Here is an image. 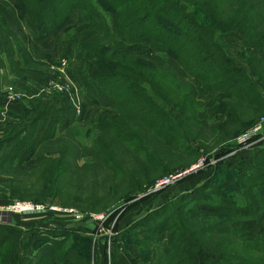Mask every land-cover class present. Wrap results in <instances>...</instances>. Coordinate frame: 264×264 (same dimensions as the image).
Returning a JSON list of instances; mask_svg holds the SVG:
<instances>
[{
	"label": "trees",
	"instance_id": "obj_1",
	"mask_svg": "<svg viewBox=\"0 0 264 264\" xmlns=\"http://www.w3.org/2000/svg\"><path fill=\"white\" fill-rule=\"evenodd\" d=\"M77 14L81 24L97 28L79 48L83 66L76 79L84 96L111 110L113 116L86 128L91 131L89 149L72 130L79 128L69 124L68 138L60 141L70 143L65 144L67 159L59 158L49 169L57 184L63 176L83 171L82 177L89 176L94 183L91 188H97L102 196L87 198V208L82 209L64 197L67 191L62 185L68 181L63 180L61 187L52 178L47 182L49 194L61 198L65 207L81 209L84 221L90 213L107 212L120 203L129 204L127 209L133 207L139 196L147 195L163 179L183 174L203 153L235 151L234 143L264 116L263 94L221 43V35L237 32L249 48L264 52V0H15L18 25L25 27L26 20L32 19L40 27L39 36L61 31ZM3 21L0 17V30L5 28L9 37L5 39L7 48L0 49V60L4 52L13 65L12 40L17 45V38ZM144 40L153 43L156 60L174 61L185 79H178L171 66L130 53ZM86 52L93 57L94 73L84 59ZM260 64L257 80L264 88V57ZM188 79L211 95L229 96L218 105L221 117H216L210 137L214 148H206L210 141L200 133L204 103ZM2 95L0 73V100ZM25 112L31 115V105ZM66 120L70 117L64 111L59 122ZM82 120L75 117L72 121ZM201 138L206 145L197 147ZM86 150L93 162L80 165ZM246 150L238 147L236 154ZM262 154L264 144L256 154L240 158L237 171L229 173L226 184L218 189L207 182L139 218L131 228L114 236L117 245L123 247L122 239L128 240L132 230L143 228L142 237L129 241V246L148 257L142 264H264V160L258 161ZM45 162L42 158L38 165ZM220 162L222 159L217 165ZM10 193L13 199L21 200L15 191ZM70 224L56 239H46L49 251L36 264H90L77 255L76 246L66 244L72 237L71 242H85V248L91 249L88 243L94 237L73 233L67 229ZM93 224L88 228L94 229ZM163 234L168 236L165 247L157 243ZM24 236V230L8 220L0 223V264H24ZM154 251L155 262L151 260Z\"/></svg>",
	"mask_w": 264,
	"mask_h": 264
},
{
	"label": "rangeland",
	"instance_id": "obj_2",
	"mask_svg": "<svg viewBox=\"0 0 264 264\" xmlns=\"http://www.w3.org/2000/svg\"><path fill=\"white\" fill-rule=\"evenodd\" d=\"M77 16L79 15L77 14ZM0 17L3 18L4 16L1 14ZM3 24L9 26V29L14 37L15 34L17 38L20 37L19 34L15 32V30L19 32L22 30V27H20L17 22L9 24L4 19ZM70 27L69 34L72 44L67 47H61V51L58 55H56L57 57H53L51 59L49 58L50 60L46 61L49 63L44 66L49 68L48 71L45 73H40L39 70L35 68H23L20 69L21 71L19 72H12V75L16 74L18 76H12L13 78L10 80V84L6 83L3 86L4 94L2 93V97L4 98L5 102L9 104H15L28 101V104L31 105V115L26 116V112H24L23 118H16L15 114H12L11 116L8 110L10 109L9 106L12 105H9L6 108L0 107V197L7 196L11 201L16 200V202H32L39 205H45L48 207V209L42 213L49 212L42 216H37L42 214L38 213L37 215L35 214L37 217L31 218V222H34L31 223V226L36 225L37 227L38 225L43 224L46 227L38 228L35 231V227H32L31 230L24 231V241L26 243L22 257L24 264L29 261H31V264H36L42 258L44 253L49 251L48 249L50 248V241H47L46 239H56L61 235V231L64 229L66 224L73 222L70 219L72 216H70L69 212H66L65 210H73L79 212L80 214L82 213L80 212L81 209L78 210V208L74 209L72 207H65L66 205L60 202V200H62L61 198H57L55 194H49L51 191L47 182L49 178H52L53 183L58 187H61L63 180L68 181L69 183L65 182V184L62 185L63 190L67 191L64 192V197H66L71 204H77L78 206L82 207V209L87 208V198L89 199L93 195L98 197L102 196L96 186L95 188L97 191L91 188V184L94 183L89 176H87V178L82 177L83 171H78L77 175L74 176H63V180L61 179L57 184L55 182L56 176L49 169V166L59 158L67 159L65 151L67 146H65V144L69 142L60 143V141L64 138H68L65 134L68 132V129H70L68 126L69 124H71L70 126L79 128L76 129L72 127V130L77 131L75 132L77 135L79 134L78 137L81 138L79 140L80 144H87L85 147L89 149L90 145L92 144L90 138L91 131L90 129L86 128L89 125L106 121L110 116H113L111 110L99 106L98 103L95 104V101L91 97L84 96L86 94H84L83 89L80 87V81L79 79H76V73H78L83 66V63L80 59L82 52L79 48L84 44L85 41L88 40L91 35H94V30L97 28V26L86 24L79 26L75 23V25ZM69 28H67V30ZM1 30L0 49L5 50L7 48L5 46V39H7L9 35L6 33L5 28H1ZM67 30L64 31L67 32ZM20 35L23 34L21 33ZM221 36V43L223 44V47L225 48L228 55L232 57L239 66L246 69L247 73H249L251 78L257 84L258 90L263 94L264 98V88L257 80V66L261 68L260 60L262 57H264V52L249 48L242 41L240 35L237 32ZM21 42L19 41V47L21 46V48L18 50V52H20L19 55L25 63H31V61L35 60H38L37 62L41 63L42 59L46 57L43 52H39L33 46L31 47V44L27 40H22ZM12 43L13 49H15V47H17L15 40H12ZM74 45H76V47H74ZM152 47L153 43L150 40H144L142 44L137 47V50H133L132 52L130 51V53L140 56V58H151L154 62L162 63L169 68L171 66L172 71L175 73L174 75L178 77V79H185L182 71L180 72L173 69L178 66L174 61H169L165 58L163 61L156 60L155 57L157 56H153ZM1 59L3 60H0L3 64V67L0 73L1 79L3 80V69L6 66L8 67V60L6 61L7 54L5 53L2 55ZM84 59L88 62V68H91V73H94V67L91 66L93 57L88 52H86ZM9 73H11V71H9ZM188 80H191L195 84L197 88V95L204 103V110L206 108V114L203 117V122L200 123L203 127L200 133L203 135L202 137H205L207 141L209 140L210 142H208L206 145L207 141H203L201 138L199 142H196V145L197 147L199 144L206 145V148L208 149L211 147L214 148L216 145H213V139L210 138L212 135L211 129H213V124L216 121V117L220 116L218 105L220 102H223L226 99H224V97L221 95L210 96L211 94L208 95V92L201 84H196L192 79ZM75 88H79L82 96L81 100L83 98L85 103V109L83 110V120L77 123L72 121L76 115L74 113V108L81 100L79 99L78 91ZM73 91L75 95L72 93ZM75 96L76 99L73 101ZM38 107H40L39 110L37 109ZM64 111H67L70 120H66L61 124L60 122L63 119ZM250 115L251 113L249 112L248 117ZM260 119L261 120L257 121L254 128L244 133H249L251 130H258V132L260 131L259 134H261V138H258L257 141L248 143L246 147H240L241 144L240 140L238 139V141L234 143L237 149L235 151L231 149L227 154H224V151H221L219 147L218 148L220 150L215 154H208L207 156L203 153L204 156L197 158L196 164L194 162V165H192L190 169L183 172V174L182 172H179L177 173V176H169L165 178L170 179V177H180L179 180L175 182V184L169 188L162 189L160 185L161 182H159L155 188L150 190L146 195V200H144V202L137 203L135 208H133V210H131V212L128 214V224L120 223L121 219L129 212L128 210L132 208L131 207L127 209L129 205H127V203L117 204L107 212H99L98 214L90 213L88 219H94V229L91 227L79 229L74 230L73 233L79 234L82 237L93 236V242L88 243L91 249L85 248V242H71L72 237L68 239L69 242L66 244V246H76L77 252L80 253L76 254L78 256H82L87 262L89 260L90 264H115V253H117L118 248V245L114 240L115 235H118L120 232H125L128 228H131L135 221L149 212L172 202L180 196L192 192L194 189L201 187L207 182L212 184V189H218V187L225 185L226 177H228L230 174L232 175L234 171L236 172L238 167L241 165L243 159L240 162V158H245L252 155L250 153L246 155L236 154L238 147L247 149L246 151L256 154V151L261 149L262 145L264 144V116H262ZM192 146L195 147V143H193ZM217 149L213 150L212 153L217 151ZM83 156L84 158L80 162V165L93 162L92 158H90V153L87 150ZM42 158L46 159L45 164L38 165ZM221 159L222 162L217 165V161ZM10 160H15L17 164H15V161L10 163ZM263 160L264 154L260 156L258 161L262 162ZM201 161L205 162L204 167L198 170V164ZM193 169H196L197 171L195 170L193 172ZM217 171H219V174L216 180L213 181L212 177ZM184 174L185 178L182 179ZM196 178L201 181L197 187L192 186ZM14 191L18 193V196L21 198V200L13 199L10 196V192ZM55 206L59 207L61 212L50 209ZM122 214L124 216L120 218ZM42 230L47 234H44ZM144 233L145 232L143 228L134 229L129 234V239L123 240L121 238L122 241L120 243H122V246L125 249L133 247L129 246V241H134L138 235H141L140 237H142ZM108 235L112 236L110 237ZM89 250H92L90 257ZM153 253L151 255V260L154 259ZM147 259L148 257L144 256L142 262H146Z\"/></svg>",
	"mask_w": 264,
	"mask_h": 264
},
{
	"label": "crops",
	"instance_id": "obj_3",
	"mask_svg": "<svg viewBox=\"0 0 264 264\" xmlns=\"http://www.w3.org/2000/svg\"><path fill=\"white\" fill-rule=\"evenodd\" d=\"M14 12H15V0H0V14H2L4 16L3 18L9 24H12V23L16 22V20L14 18ZM75 23L77 25H79V26L83 25V24L81 25V17L80 16L75 15L74 17H72V19L68 22V24L65 26V28H63V30H61V31L48 32L44 36H39L40 27L37 26L33 22L32 19L28 18L26 20V25H25V27H22L21 32L15 30V32L18 33L19 36H20V37H18L19 40L16 37V34H15L14 30H13V32L15 34V37L17 38V43L18 44H17V47H15L14 53H13V62H14V64L11 65V63H9L7 61V59H6L8 67L6 66L3 69L4 78L2 80V93L4 94L3 86L6 83L10 84V80H12V78H13L12 76L16 75V74L12 75V72H19V71H21L20 69H23V68L24 69L35 68V69L39 70L40 73H45L46 71H48L49 68L44 66V65H47L49 63V62H46V61L50 60L53 57H57L56 55H58L59 52L61 51L60 50L61 47H63V46L67 47V46L71 45L69 31H70V28H71L70 26L75 25ZM67 28H69V29L67 30ZM64 30H67V32L64 31ZM21 33L23 35H20ZM22 40L23 41L27 40L31 44L30 45L31 47L33 46L39 52H43L45 54L46 57L44 59H42L41 63H38L37 62L38 60L31 61V63L30 62H26L25 63L21 59V56L19 55L20 52H18V50H20V48H21V46L19 47V41L21 42ZM4 54L5 53L3 52L2 55H4ZM173 69L176 70V71H180V72L182 71L181 68H179V66H177V67H175ZM9 71H11V73H9ZM16 76H18V75H16ZM183 76H185V75L183 74ZM196 84H198V83H196ZM208 95H210V94L208 93ZM219 95L220 94H218V96ZM210 96H213V94L210 95ZM221 96H223L224 99L229 98V96H227V95H221ZM17 104H21V105H17ZM9 105H12V106H9ZM8 106L10 108V109H8L9 113L11 114V116H12V114H15L16 118L17 117L18 118H23L24 112L26 110V107L27 108L30 107V105L28 104V101L24 102V103L9 104V103L5 102L4 98H2L0 100V107H5L6 108ZM19 111L21 112V114H20ZM22 113H23V115H22ZM205 114H206V108H205L204 112L201 113V115H200L201 123L203 122V117H204ZM219 115L221 116L220 112H219ZM249 153L252 154V152H250V151H245L243 154L246 155V154H249ZM195 170L196 169H193V171H195ZM184 176H185V174L183 175V177ZM179 178L180 177H177V179L174 182H172V183H170V184H168L166 186H161L162 189L169 188L170 186L175 184V182H177L179 180ZM200 182L201 181H199L198 178H196L195 182L193 183L192 186H196L197 187L200 184ZM139 198L140 199H138V202H144V200H146L147 197H146V195H144V196H140ZM15 202H16V200L11 201L7 196L0 197V210H2V209L5 210L7 207H9L10 205L14 204ZM136 205H134L131 209L128 210L129 212L121 219V221H120L121 224L122 223H125V224L129 223L127 221V217H129L128 214L131 212V210H133V208H135ZM46 213H49V212H46ZM46 213H42L41 215H37V214L36 215L37 216H42V215H45ZM36 215L35 214H9L7 216V218H8L7 220L9 221V224H13L14 223L16 226H18L19 228L23 229L24 231L25 230L29 231V230H31L32 227H35L34 231L37 230L38 228L46 227L43 224L42 225L40 224L37 227H36V225L31 226V223H34V222H31V218L37 217ZM15 222H17V223H15ZM66 226H67V224H66ZM120 227H121V225H120ZM44 234H47V233L44 232ZM162 236L157 240V243L161 247H165L166 240H167L168 236H167V234L166 235L163 234ZM118 248H120V249H118ZM118 248H117V253H116L115 264H142L143 263L142 259H144L145 255L142 254L137 248L129 247L128 249H125L124 247H120V246H118ZM153 255H154V259L152 261L155 262L156 261V256H157V252H154ZM118 257H119V259H118Z\"/></svg>",
	"mask_w": 264,
	"mask_h": 264
},
{
	"label": "built area",
	"instance_id": "obj_4",
	"mask_svg": "<svg viewBox=\"0 0 264 264\" xmlns=\"http://www.w3.org/2000/svg\"><path fill=\"white\" fill-rule=\"evenodd\" d=\"M73 84V82H72ZM71 85V84H70ZM78 91V97L81 100V93L79 91V88H75ZM75 91V90H74ZM74 91L72 93H74ZM75 95V93H74ZM76 99H73V101ZM85 103L84 100L82 98V100L80 102H78V104L75 106L74 108V113L76 114L75 117L79 120L83 119V110ZM260 132V131H259ZM258 130H251L249 133L243 134L239 140H240V144L242 146H245L250 143V141L257 136V134H259ZM204 166V161L199 162L198 164V168H202ZM177 179L174 177H170V179H165L163 181H161L160 185L161 186H166L172 182H174ZM46 209H48V207H46L45 205H39L36 203H32V202H15L14 204L10 205L9 207H7L5 210H0V222H5L7 221V216L9 214H38V213H42L44 212ZM53 211H60L61 209L57 206L50 208ZM66 212H69V215L72 216V218H70L73 223L76 222H80V221H84L85 215L80 214L79 212L73 211V210H65Z\"/></svg>",
	"mask_w": 264,
	"mask_h": 264
},
{
	"label": "water",
	"instance_id": "obj_5",
	"mask_svg": "<svg viewBox=\"0 0 264 264\" xmlns=\"http://www.w3.org/2000/svg\"><path fill=\"white\" fill-rule=\"evenodd\" d=\"M94 223V219H89L87 221H80L76 223L70 224L67 229L68 230H75V229H85L88 226L92 225Z\"/></svg>",
	"mask_w": 264,
	"mask_h": 264
}]
</instances>
